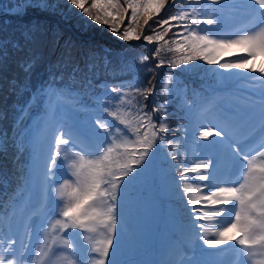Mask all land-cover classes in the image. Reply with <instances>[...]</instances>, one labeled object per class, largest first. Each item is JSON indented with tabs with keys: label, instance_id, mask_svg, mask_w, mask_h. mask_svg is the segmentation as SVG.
<instances>
[{
	"label": "snow or ice",
	"instance_id": "1",
	"mask_svg": "<svg viewBox=\"0 0 264 264\" xmlns=\"http://www.w3.org/2000/svg\"><path fill=\"white\" fill-rule=\"evenodd\" d=\"M194 2L200 7H189L167 19H160V12L167 5H174L176 0H124L123 4L120 0H92L91 8L83 0H70L71 5L82 9L91 22L97 26H109V31L125 41L141 39V35H135L137 28L141 34L146 28L155 33V37L143 35L146 42L162 40L163 36L152 28L149 21L164 28L165 33L173 27H179L181 30L175 34V51L183 54L177 62L169 61L173 68L191 66L200 61L215 64L224 73H230L233 69L245 70L249 58H254L258 52L264 53V0H245L247 6H258L255 8L259 16L258 24L231 39H217L215 34H208L207 29H201V25L211 27L221 23L218 17L212 15L216 10L208 5L219 6L223 0H205L203 4L201 0ZM34 6L42 9L56 7L48 0H23L18 4V8L24 9ZM140 18L143 19V26L139 24ZM126 19L129 26L124 27L121 35L119 28L123 27ZM133 22L137 27H131ZM26 31L25 38L31 39L33 30ZM232 45L244 46L245 53L233 54L236 56L235 61L222 62L216 58L217 48ZM159 51L157 48L154 55H158ZM147 59L144 57V60ZM34 62V59L23 62V71L30 72ZM164 64V60H159L156 68ZM246 70L259 73L264 80V67ZM167 76L171 77L172 73ZM59 80H62V76L53 74L37 95L19 109L22 118L38 97L45 102L44 114L35 125L34 145L54 125L49 153L43 155L34 151L26 175V187L31 184L33 176L37 177L40 199L38 206L33 205V208L37 218H43L41 226L47 223L49 214L60 217L55 220V224L62 235L54 237L51 244L45 242L41 245V248L49 249V256L62 254L61 264H84L85 258L90 259L91 264H117L114 258L119 249V242L116 241L117 224L120 223L119 232L122 235L123 201L128 186L155 166L157 153L163 150L165 162L177 176V184H183V192L187 195L188 224L197 238L213 248L235 241L240 256L239 264H264V151L258 153L257 163V156H250L242 142L232 140L225 129L194 124L191 119L193 100L185 102L187 112L182 119L188 123H180L178 127L186 137L183 146L176 131L170 137L165 135L168 132L170 99H165L163 104L153 106L150 110H145L146 105L136 106L129 100L132 107L125 115L111 111L108 113L112 117L111 122L99 118L91 120L89 117L94 108L84 103L82 94L73 95L70 88L58 87ZM9 84L13 91L26 87L18 81H10ZM155 87L153 85L143 90L137 87L133 91L147 100L155 92ZM110 90L117 96L127 95L118 93L115 87ZM177 94H184L179 86ZM192 95L195 97L198 94L193 92ZM53 97L70 98L78 107H74L70 113L62 112L51 103ZM94 103L102 109L108 107L105 98H98ZM156 113H160L158 121L153 119ZM81 115L83 120L80 119ZM230 119L232 123L244 126L248 136L255 133L257 128L264 135V95L259 105L236 111ZM129 134L135 138L129 139ZM182 147L185 153L191 149L192 156L202 157L196 167L180 168V164L188 160V156L183 155L178 161L177 154ZM86 156L92 158L86 159ZM222 165L234 173V178L221 176ZM189 172L199 174V179L204 182L200 189H190L186 182ZM61 179L62 184L59 182ZM198 192H205L206 195H198ZM229 214L230 218L224 221L223 218ZM209 219H215L216 226L211 239L199 235L201 231H210L203 223ZM225 223L227 226H224ZM233 230L237 234H231ZM17 243L19 247H16ZM36 255L35 245L23 240L11 239L7 241V247L0 246V264H34Z\"/></svg>",
	"mask_w": 264,
	"mask_h": 264
},
{
	"label": "rangeland",
	"instance_id": "2",
	"mask_svg": "<svg viewBox=\"0 0 264 264\" xmlns=\"http://www.w3.org/2000/svg\"><path fill=\"white\" fill-rule=\"evenodd\" d=\"M0 2H1L0 11L4 10L7 7V9L9 8V11L11 13L20 14V15L25 11H30V10H41L43 13L53 14L52 16H48V17H52L53 19H55L58 27H56L55 24H51L48 26L47 25L40 26L35 29L37 30L38 34L45 32L47 28H49L54 32H59V33H62L60 31V28L63 29L68 28V26L65 24L61 25V22L59 21L57 15H59L61 19H65L67 17V19L70 22H72L71 23L72 26L78 25V22L75 20L76 18L74 19L72 18L73 10L70 8L68 3H63L62 0L61 1L58 0V2H56V0H48L50 4H54L56 6L54 9H42L40 7H35V6L27 9L18 8V4L22 3L23 0H0ZM120 2L123 4L124 0H120ZM183 2L184 0H176V3L174 5L173 4L167 5L165 9L166 11L162 10V12L163 13L165 12V14L163 16H160L159 14V18L167 19L169 16L175 15ZM80 13H82V9H80L77 12V17L79 16ZM130 15L131 13L129 12L128 16L130 17ZM171 23L175 24V22H171ZM131 27L134 28L137 27L135 22L132 23ZM9 30L8 32H6L4 36L0 35V65H2V63L4 62V57L8 54L6 50V45L10 44V42L11 43L14 42L13 37L11 36L12 31ZM155 30L161 36H163V39L160 40L159 42H156L154 39L153 43H149L144 41L143 39H140L139 40L140 47H132L130 49H125L120 47L122 49L119 50L100 47L99 49L92 50L89 56L87 57V59L81 62L80 64H78V68L76 67L74 68L75 72H73L72 75L75 74L81 75V77H79L78 79L79 82L82 83L81 80L83 79L84 76H88L90 78L86 80L88 84L87 88H89L87 95L91 100L90 103L94 105H98L94 103L95 101H97L98 98H105L108 100L107 109L101 108V112H103L104 115L98 117L94 112L92 113L93 114L92 117H95L97 119L104 118L103 120L107 121L109 117L112 118L111 116L108 115V113L111 111H116L118 114L125 115L127 111H129V108L132 107V105H129L128 103L129 100H133V104H135L136 106L146 105L147 107L145 110H150L153 108V106L158 107L159 105L163 104V98L165 96L163 93L164 86L166 87V90L168 92V98L170 99V102L168 104V109H169L168 115L170 116L175 115L176 108L174 107L173 102L181 103L182 101L183 103L184 96L177 94L175 84H172L169 78L177 77L181 79L183 77V74L187 70L195 69V68L199 69V67H201V65L205 62L197 61L191 66L179 65L178 68H173L169 63V61L175 63L178 61L179 57L183 54L179 51H175L177 46L176 45L177 36L175 34L179 32L181 29L179 27H173L170 31L165 33L164 28L156 26ZM145 31L146 32L148 31L149 35H153L155 37V33L151 29L148 30L146 28ZM95 36L98 37V35ZM99 37H101L100 40L103 41L105 40L113 44H117V41L113 39L114 36L109 34L108 31H103L102 34H99ZM157 48L160 49L159 54L154 55L156 53ZM233 54L243 55L244 51L242 50V46L232 45V46L216 49L217 59L222 56H235ZM144 57H148V59L144 60ZM249 59H253V58H249ZM159 60H164L165 64L160 68H156V65L158 64ZM23 62L24 61L19 62V67L22 68L21 65ZM213 66L214 65L212 64L211 68ZM149 69H151V71H149ZM48 72L49 71L44 70L42 67H35L34 65L31 68L30 72L26 73L22 71V75L20 77H17L19 75L16 72L17 76L14 77L12 81H18L19 83L26 85V87L19 89L18 91H13L10 87H8V92L11 93V95L10 94L7 95V99L3 101L4 102L3 108L2 109L0 108V166H3L5 168L6 173L11 172V174H9L10 175L9 177L11 179H13L14 177L13 175L16 172H18L21 167L20 149L17 141L18 139L17 132L21 127V125L25 123L28 115L34 112L35 109L39 107L41 101L39 100V97L36 100H34L30 105L28 111L24 113L22 118L20 116L19 109L27 105L29 101L32 100L33 96L37 95L41 87L50 80L48 78ZM208 72L206 73L204 72V70L201 69L198 73L188 76L190 77L192 76L191 78H196V76L201 74L202 77V75H204L205 73L208 76L209 75ZM245 72L246 70L233 69L228 75L225 76V78H233L236 75H240V79H243ZM168 73H172V76L168 77L167 76ZM197 80L199 81L200 77H197ZM250 80L254 81V79H250ZM84 85L86 84L84 83ZM153 85L156 86L155 92L152 95H149L147 100H144L142 96H140L139 94L133 91V89L137 87L143 90ZM197 85L200 86V83H197ZM112 87H115L118 93L121 94L127 93V95L117 96L116 94L111 92L110 89ZM12 91L14 93L13 95H12ZM76 92L79 93L78 90ZM82 94H84V92H82ZM175 94L178 96V98ZM14 95L15 97L12 100H10ZM159 117H160V113H156L154 114L153 119L158 121ZM191 119L192 121L195 122L198 121L197 119H194L193 116H191ZM171 131L173 132V130ZM32 134L30 133L27 139V144L29 148L31 147L33 150H37L36 153L38 154L47 155L48 150L45 151L46 146H44V143H41L42 138L39 139L38 142L34 145L32 143L34 137ZM49 135L51 134L49 133ZM134 138H135L134 136L129 134V139H134ZM201 159L202 157H197L194 164L199 163ZM7 161L9 162V165H5ZM257 163H259V156H257ZM169 170H170L169 167H165L166 172H169ZM177 171H179V169H177ZM23 179H25L24 176ZM163 179L164 181L170 183H172V181L174 180L177 181L176 176L165 177ZM1 184L3 185L5 184V180L3 179L2 176H0V185ZM174 187L179 188L177 186ZM181 189H183V187H181ZM0 192H3V188L1 186H0ZM183 213H186V209H183ZM56 219H60V217L52 215L51 218L49 219V223L47 224V228H46V234L42 238L44 244L45 242L48 243L52 237L62 235V233H58L57 231L58 226L55 224ZM182 224L183 227L181 229L183 232V236L191 235L192 232L190 230L188 221H183ZM18 232H19V227L16 230V235L18 234ZM2 236L3 235H1V237ZM168 243H169V237L163 231L160 236V245L164 246L167 245ZM62 259H63L62 254L59 253V259L57 260L56 264H61ZM89 261L91 262L90 259L85 258L84 264H90Z\"/></svg>",
	"mask_w": 264,
	"mask_h": 264
},
{
	"label": "trees",
	"instance_id": "3",
	"mask_svg": "<svg viewBox=\"0 0 264 264\" xmlns=\"http://www.w3.org/2000/svg\"><path fill=\"white\" fill-rule=\"evenodd\" d=\"M62 1L63 3L69 4L70 8L73 10L72 18H76L75 20L78 22L77 26H72V22H70L67 17L61 19L60 16L57 15L61 25L65 24L68 26V28H60L62 33L54 32L47 28L45 32L38 34L37 30H35L43 25L48 26L55 24L56 27H58L56 20L52 17H48L53 14L43 13L41 10H30L25 11L20 15L11 13L7 7L0 11V35L4 36L10 28L9 31H12L11 36L14 40L13 43L10 42V44L6 45L8 54L4 57L2 65H0L1 109L4 106L3 101L7 99V95H11V93L8 92V87H10L9 82L17 76L16 72L19 75L17 77L22 75L23 69L19 67V62L21 61L25 62L34 59L35 62L33 65L35 67H42L43 69L49 67L51 70H54V65L56 63L57 65L61 64L64 66L72 64V62H77L79 64L88 57V54L92 50L99 49L100 47L114 50L140 47V39H131L128 41L118 39L116 35L109 31V26L103 24L97 26V24L91 22L83 12L79 14L78 18L77 12L80 9L71 5L70 0ZM56 2H58V0H56ZM83 2L87 7L91 8L92 0H83ZM149 22L152 25V28L156 27L152 21ZM139 24L141 26L143 25L142 18H140ZM128 26L129 21L126 19L123 27L119 28V33L122 35L124 27ZM29 29L33 30L34 35L31 39H26V30ZM103 31H108L109 34L114 36L113 39L117 41V44L100 40L101 37H99V34H102ZM95 35H98V37ZM135 35H141V39H143L142 36L149 35V32L144 30L143 34H141L140 29L137 28ZM13 94L12 91V95ZM14 97L15 95L10 100ZM5 165H9V162L7 161ZM0 176H2L3 179L6 178V171L3 166H0Z\"/></svg>",
	"mask_w": 264,
	"mask_h": 264
},
{
	"label": "bare ground",
	"instance_id": "4",
	"mask_svg": "<svg viewBox=\"0 0 264 264\" xmlns=\"http://www.w3.org/2000/svg\"><path fill=\"white\" fill-rule=\"evenodd\" d=\"M253 67H257V64L254 63V60H253V59H249V60L247 61L246 66H245V70H246V69H251V68H253ZM245 73H252V72H249V71L246 70ZM57 258H59L58 254L55 256V259H57Z\"/></svg>",
	"mask_w": 264,
	"mask_h": 264
}]
</instances>
